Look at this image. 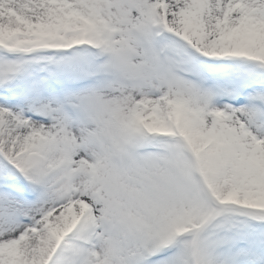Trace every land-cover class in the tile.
Listing matches in <instances>:
<instances>
[{"label": "snow or ice", "instance_id": "snow-or-ice-1", "mask_svg": "<svg viewBox=\"0 0 264 264\" xmlns=\"http://www.w3.org/2000/svg\"><path fill=\"white\" fill-rule=\"evenodd\" d=\"M0 264H264V0H0Z\"/></svg>", "mask_w": 264, "mask_h": 264}]
</instances>
